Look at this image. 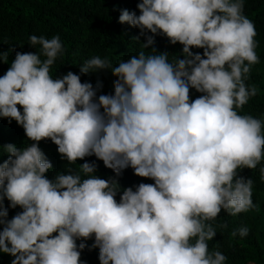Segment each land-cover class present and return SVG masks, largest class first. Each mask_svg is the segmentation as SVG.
Here are the masks:
<instances>
[{"label": "clouds", "instance_id": "1", "mask_svg": "<svg viewBox=\"0 0 264 264\" xmlns=\"http://www.w3.org/2000/svg\"><path fill=\"white\" fill-rule=\"evenodd\" d=\"M243 8L244 0H138V13L120 8L117 20L138 29L139 51L115 65L91 55L76 73L50 72L64 54L58 34H30L35 52L0 51L9 65L0 117L25 136L0 145V253L9 264H86V247L99 264H226L209 241L228 225L214 222L221 210L256 208L254 180L241 170L258 169L264 182V114L239 111L258 92L246 83L259 57ZM157 35L178 52L157 50ZM101 70L115 77L110 93L80 79ZM41 140L56 146L61 168ZM97 160L113 175H97ZM126 168L152 183L122 186Z\"/></svg>", "mask_w": 264, "mask_h": 264}, {"label": "trees", "instance_id": "2", "mask_svg": "<svg viewBox=\"0 0 264 264\" xmlns=\"http://www.w3.org/2000/svg\"><path fill=\"white\" fill-rule=\"evenodd\" d=\"M137 2L138 0H0V51L11 48L9 59L14 56L15 51L35 52L39 46L35 49L27 43L30 34L44 35L46 38L58 34L64 54L58 57L50 68L54 75L69 70L78 72L79 63L91 55L107 56L115 65L119 60L127 59L139 51V44L131 38L137 34L138 29L126 23L121 24L117 20L120 8L136 10ZM136 11L138 13V10ZM243 12L254 24L256 53L259 57V63L252 66L246 83L256 86L258 92L239 111L259 116L264 114V0H244ZM140 39L143 40V36ZM155 47L157 50H168L171 53L178 52L181 45L168 44L166 37L157 35ZM173 55L175 54H170L169 58ZM8 66L7 63L0 62V75H3ZM80 79L89 80L93 84L99 79L102 83L99 92L110 93L115 77L110 71L101 70L82 74ZM190 95L195 98L199 93L190 90ZM24 139L23 129L14 120L8 122L0 117V145L20 144ZM39 146L51 161L53 169L62 167L65 161L59 158L53 143L41 140ZM5 156L6 154H0V160ZM85 159L92 160L95 157ZM96 163L97 175L102 178L113 175L111 169L103 166L102 161L97 160ZM240 174L251 176L254 180L251 198L256 208L235 216L221 210L214 223L223 222L228 227L218 229L209 241V248L218 245L219 250L227 257L226 264H264V182L259 180L258 169L244 168ZM117 179L122 186H132L139 182L152 183L149 178L134 175L131 168L124 169ZM18 210L9 209V217ZM241 225L248 227V234L243 238L233 237L231 230ZM90 243L91 239L86 241V244ZM10 259L9 255L0 253V264H9ZM81 259L85 260L86 264H99L97 249L89 250L86 247L81 251Z\"/></svg>", "mask_w": 264, "mask_h": 264}]
</instances>
